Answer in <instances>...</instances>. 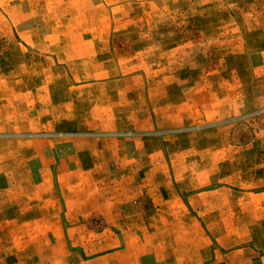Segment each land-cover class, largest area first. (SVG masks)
Instances as JSON below:
<instances>
[{
	"label": "rangeland",
	"instance_id": "374dc122",
	"mask_svg": "<svg viewBox=\"0 0 264 264\" xmlns=\"http://www.w3.org/2000/svg\"><path fill=\"white\" fill-rule=\"evenodd\" d=\"M0 264H264V0H0Z\"/></svg>",
	"mask_w": 264,
	"mask_h": 264
},
{
	"label": "crops",
	"instance_id": "0c3cea01",
	"mask_svg": "<svg viewBox=\"0 0 264 264\" xmlns=\"http://www.w3.org/2000/svg\"><path fill=\"white\" fill-rule=\"evenodd\" d=\"M106 35H96V36H94V35H92V37H90V41L91 42H93V43H95V42H97V41H102V40H105L106 39ZM68 39H70V38H72L71 36H69V37H67ZM79 38H82V37H79ZM91 46H96L95 44H92Z\"/></svg>",
	"mask_w": 264,
	"mask_h": 264
}]
</instances>
